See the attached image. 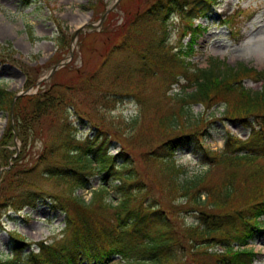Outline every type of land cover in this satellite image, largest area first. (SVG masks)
<instances>
[{
    "label": "trees",
    "instance_id": "obj_1",
    "mask_svg": "<svg viewBox=\"0 0 264 264\" xmlns=\"http://www.w3.org/2000/svg\"><path fill=\"white\" fill-rule=\"evenodd\" d=\"M138 1L124 23L107 28L104 21L103 31L118 29L119 39L104 42L90 73H76L67 64L36 93L16 99L20 151L11 158L8 122L0 140V217L7 209L48 201L67 220L59 242H41L39 251L22 256L16 238L15 255L0 264H107L116 254L128 264H252L247 245L264 231V69L213 57L198 67L191 60L204 30L193 21L206 17L218 0ZM173 14L190 39L176 51L168 45ZM134 23L145 32L138 41ZM58 26L57 44L65 49L69 37ZM30 69L27 85L38 77ZM245 79L259 81L260 89L246 87ZM173 84L179 90L169 94ZM13 96L0 86V112L10 113ZM130 97L138 113L118 122L110 115L108 122V113ZM195 103L207 110L221 106L222 120L250 134L241 141L228 131L223 149L205 148L209 169L187 177L175 162L176 151L202 143L216 120L213 111L210 121L194 114ZM73 113L90 121L92 137H76ZM113 141L120 144L116 154L108 152ZM95 176L101 182L86 202L76 191ZM186 212L194 217L191 223ZM215 246L221 250L210 251Z\"/></svg>",
    "mask_w": 264,
    "mask_h": 264
},
{
    "label": "rangeland",
    "instance_id": "obj_2",
    "mask_svg": "<svg viewBox=\"0 0 264 264\" xmlns=\"http://www.w3.org/2000/svg\"><path fill=\"white\" fill-rule=\"evenodd\" d=\"M138 4V0H0V47L1 45L8 47L9 43L10 49L15 51L11 55L10 49L8 51L0 49V58L8 59V61L5 59V63L0 62V84L15 92L24 90L26 73H30L32 69L30 67H35L37 76H42L48 73L58 57L68 56L71 47L72 54L68 59L70 68L79 74L90 73L89 70L94 69L95 64L101 61L100 53L103 51L104 42L107 40V45H109L112 43L110 42L112 38L119 39L115 33L118 29L96 32L99 30L96 28V31L91 32V29H88L89 24L93 26L97 24L93 15L98 17L99 12L104 8L112 7L108 20L106 19V27L107 24L109 26L117 20H119L117 24L124 23L138 8ZM58 22H64L67 25V31L71 37L80 28L85 29L88 36L84 37L80 44L77 40L74 41L75 44L70 41L67 50L66 47L61 49L54 41L58 36ZM196 23L208 25V31L198 40L197 54L192 58L199 66H205L208 58L214 57L231 66L243 63L258 70L264 69V0H221L210 9L207 19H199ZM26 24L31 25L35 35L42 39L30 42L25 30ZM170 25L169 40L171 45H176L178 41L185 43L188 38H184L185 35L181 29L184 22L179 17L173 16ZM133 27H135V23ZM144 33H141V29L138 28L133 36L138 41L140 37L144 36ZM114 59L115 56L111 59L112 64ZM27 69L30 70L26 72ZM62 76V73L56 74L58 78H62ZM243 84L254 90L260 89L261 86L259 81L253 79L245 80ZM27 90V92H33L35 89ZM172 91H176V85H173ZM192 105L193 113L203 115L204 120H211L209 112L202 104ZM138 111L139 106L136 99L130 97L125 102L120 101L115 109L108 113V122L110 115L115 122L122 119L127 121ZM221 111L222 108L215 111L214 118L216 120L212 122L213 129L210 137L204 135L203 143L209 149L223 147V136L226 135V129L238 134L242 140L247 139L249 134L245 128L228 124L227 121L222 120ZM70 118L71 120L76 119L78 124L77 136L85 138L94 135L89 120H78L75 113ZM5 119L6 115L0 113V138ZM119 147L120 144L113 141L109 152L115 153ZM137 147L134 148V151ZM0 148L3 147L0 146ZM14 148H19V142L16 143V146L9 147L8 150ZM176 162L183 166L187 175H193L204 171L208 167L209 160L201 146L198 143H192L177 152ZM220 171V168H216L214 173L218 174ZM99 182L100 178L96 177L93 185L96 187ZM78 193L88 196L86 189L79 190ZM187 214L188 212L183 215ZM193 220V217L186 216L188 223ZM64 221L65 214L63 212L53 210L44 203H40L34 208L24 207L18 212H6L0 222V257L5 258L11 253L13 243L11 233H19L23 238H21L23 240L21 247H25V250L29 251L36 249L38 241L55 242L59 240ZM249 246L256 252L253 264H264V231ZM219 249L220 246H215L210 248V251Z\"/></svg>",
    "mask_w": 264,
    "mask_h": 264
},
{
    "label": "water",
    "instance_id": "obj_3",
    "mask_svg": "<svg viewBox=\"0 0 264 264\" xmlns=\"http://www.w3.org/2000/svg\"><path fill=\"white\" fill-rule=\"evenodd\" d=\"M54 69H55V68H53V70H54ZM44 79H45V77H44V78H42L41 80H44ZM41 80H40V81H41Z\"/></svg>",
    "mask_w": 264,
    "mask_h": 264
}]
</instances>
